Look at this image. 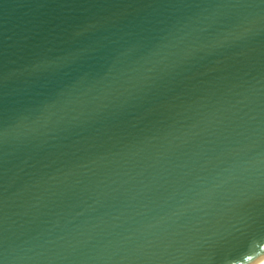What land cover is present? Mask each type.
<instances>
[{
  "label": "water",
  "instance_id": "obj_1",
  "mask_svg": "<svg viewBox=\"0 0 264 264\" xmlns=\"http://www.w3.org/2000/svg\"><path fill=\"white\" fill-rule=\"evenodd\" d=\"M264 259V0H0V264Z\"/></svg>",
  "mask_w": 264,
  "mask_h": 264
},
{
  "label": "bare ground",
  "instance_id": "obj_2",
  "mask_svg": "<svg viewBox=\"0 0 264 264\" xmlns=\"http://www.w3.org/2000/svg\"><path fill=\"white\" fill-rule=\"evenodd\" d=\"M256 264H264V259H262L261 261H259L258 263Z\"/></svg>",
  "mask_w": 264,
  "mask_h": 264
}]
</instances>
